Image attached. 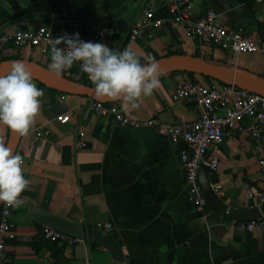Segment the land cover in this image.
I'll return each instance as SVG.
<instances>
[{"label": "crops", "instance_id": "crops-1", "mask_svg": "<svg viewBox=\"0 0 264 264\" xmlns=\"http://www.w3.org/2000/svg\"><path fill=\"white\" fill-rule=\"evenodd\" d=\"M193 11L196 17L213 11L220 25L242 27L252 35L263 28L261 6L254 0H194ZM140 14L139 0H0V39L20 28L45 26L55 33H78L82 41L98 43L91 29L101 24L115 30L106 46L121 52L131 46L141 55V62L146 63L145 56L161 57L171 51L202 54L183 26L169 21L163 8L157 9V16L164 24L130 41L129 32ZM17 51L22 59L46 67L51 63L50 52L33 46L15 49L0 41V56ZM206 54L264 76V59L259 53L242 54L236 64L217 46H207L202 55ZM197 76L186 71L159 75L160 87L142 97L139 107L124 110L121 100L116 104L139 119L194 120L199 115L195 103L174 101L172 93L179 82ZM33 82L45 94L39 98L35 123L21 137L16 152L24 160L23 175L30 184L21 194L24 203L13 208L16 236L7 243L8 264L114 262L105 247L88 237L74 247L46 240L42 235L45 225L34 215L36 210L83 225L112 224L108 232L118 240L124 264H264V229L246 233L223 224L228 207H258L263 175L255 142L247 134L235 135L218 150L219 166L213 174L209 172V180L222 183L224 208L219 212L208 203L203 211L193 203L185 185L180 163V152L187 146L183 140L174 143L153 127L121 125L111 116L94 114L89 97L60 93ZM63 113L71 114L69 122L56 119ZM39 130L49 133L38 136ZM8 136L9 128L0 125V140L6 143ZM79 141L87 147L79 148ZM247 187L253 189V198L247 196Z\"/></svg>", "mask_w": 264, "mask_h": 264}, {"label": "built area", "instance_id": "built-area-1", "mask_svg": "<svg viewBox=\"0 0 264 264\" xmlns=\"http://www.w3.org/2000/svg\"><path fill=\"white\" fill-rule=\"evenodd\" d=\"M194 0H139L141 14L129 32V40H139L145 31L154 30L164 24V19L157 16V9L163 8L169 14V21L180 23L185 35L197 43L202 54L207 46L214 45L226 53V58L235 64L242 54L259 53L264 59V0H254L261 6L263 28L258 35L247 33L242 27L223 26L217 22V14L209 11L206 16L196 17L193 11ZM92 35L98 43H106L115 33L111 27L101 24L92 26ZM63 34L55 33L48 27L35 29L20 28L4 34L0 41L17 48L33 46L45 53L51 51V42ZM58 47L66 48L61 44ZM230 57V58H229ZM68 72L76 71L91 83L88 75L81 71L80 62L74 63ZM197 78H187L179 82L172 93L174 101H193L199 108L196 119L185 122L168 123L158 118L139 119L122 112L116 103H104L91 100L90 110L100 116H111L117 123L133 128L153 127L160 134L167 135L177 143L183 140L186 148L180 152V163L184 173L185 185L190 191V198L200 209L205 210L208 201L200 184V171L206 166L210 173L217 171L219 166L218 150L221 145L239 133H245L255 142L258 153V165L263 175L262 191L258 194V207L264 204V96L235 85L218 82H207L202 75ZM94 87V86H93ZM71 114L63 113L56 117L61 123L70 121ZM49 131H37L38 136ZM79 148L87 147L85 141L77 143ZM24 164V160H23ZM215 195L221 198L224 194L222 183L211 184ZM249 198L255 196L251 187H247ZM230 208L223 213V224L228 228L252 233L264 229V212L253 220H235L229 217ZM13 208L0 204V264H8L7 243L15 238V224L12 220ZM209 214L207 213L206 216ZM106 231H111L113 225H99ZM43 237L53 243L74 247L85 243V238H75L53 227L44 226Z\"/></svg>", "mask_w": 264, "mask_h": 264}, {"label": "clouds", "instance_id": "clouds-1", "mask_svg": "<svg viewBox=\"0 0 264 264\" xmlns=\"http://www.w3.org/2000/svg\"><path fill=\"white\" fill-rule=\"evenodd\" d=\"M64 44L66 48L58 47ZM48 69L56 76L80 62L94 86L98 99L121 100L124 110L139 107L142 97H149L160 87L159 64L154 57H143L131 46L116 51L103 43L85 42L79 34L65 33L51 42ZM44 91L33 82L32 73L22 61H13L6 74H0V125L19 136H26L39 114ZM23 158L13 154L0 140V203L19 208L21 194L30 181L23 175Z\"/></svg>", "mask_w": 264, "mask_h": 264}, {"label": "water", "instance_id": "water-1", "mask_svg": "<svg viewBox=\"0 0 264 264\" xmlns=\"http://www.w3.org/2000/svg\"><path fill=\"white\" fill-rule=\"evenodd\" d=\"M155 60L159 64L160 75L179 71L197 73L202 76L212 78L223 84L235 85L239 88L264 96V76L235 65L222 64L216 61L207 60L202 56L183 53H173L161 56ZM13 61L24 62L31 71L33 80L42 83L50 89L66 94L86 96L92 100L104 103H116L120 101L98 99L95 95L93 86L79 83L63 74L58 77L51 73L48 67L28 59L12 58L1 62L0 74H6ZM169 123H173L172 120ZM21 137L22 136L13 133L9 129V136L5 144L13 150V154H16L17 152ZM200 184L208 203L217 211H222L224 204L212 190L209 180V169L206 166H204L200 171ZM262 212H264V204L260 208L250 207L232 209L229 212V217L235 220L248 221L260 217ZM34 215L44 225L53 227L67 235L75 238L88 237L92 243L102 245L110 252L114 260L112 264H124V253L118 240L112 233L102 228L94 227L90 224L83 225L66 217L42 210H36Z\"/></svg>", "mask_w": 264, "mask_h": 264}, {"label": "trees", "instance_id": "trees-1", "mask_svg": "<svg viewBox=\"0 0 264 264\" xmlns=\"http://www.w3.org/2000/svg\"><path fill=\"white\" fill-rule=\"evenodd\" d=\"M163 10H165V9H163ZM168 15H169V14H168ZM12 46H13V45H12ZM14 48H15V49H21V48H17V47H15V46H14ZM19 53H20V52L17 51L16 53H10V54H6V55H4V56H0V63L3 62V61H5V60L12 59V58H21V55H20ZM173 53H174V52L171 51V52L168 53V55L173 54ZM194 55H196V56H202V57H204L205 59L210 60V61H216V60H214L212 57H209V56H206V55H202V54H200V53H195ZM151 56L154 57L155 59L159 58L158 55H154V54H153V55H151ZM216 62H218V63H222V64H226L224 61H216ZM142 63H145V62H142ZM189 73H191V72H189ZM191 74H192V75H195V74H197V73H191ZM63 75H65L66 77H68V78H70V79L76 80V81L79 82V83H83V84L91 85L88 81L84 80L82 77H75V76L77 75V72H76V71H72V73L69 74V75L66 74V73H63ZM203 77H204L205 80L208 81V82H218V83L221 84V82L216 81V80H214V79H212V78H209V77H206V76H203ZM38 83H39L40 86H42V87H44V88H48V87H46L45 85H43L42 83H40V82H38ZM48 89H50V88H48ZM51 90H52V89H51ZM60 93H62V92H60ZM207 206H209V204H208Z\"/></svg>", "mask_w": 264, "mask_h": 264}, {"label": "rangeland", "instance_id": "rangeland-1", "mask_svg": "<svg viewBox=\"0 0 264 264\" xmlns=\"http://www.w3.org/2000/svg\"><path fill=\"white\" fill-rule=\"evenodd\" d=\"M206 56H209L208 54H206Z\"/></svg>", "mask_w": 264, "mask_h": 264}]
</instances>
